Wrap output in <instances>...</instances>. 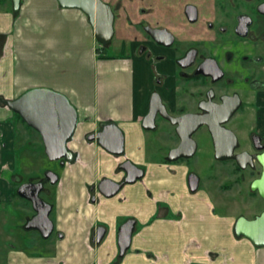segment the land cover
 <instances>
[{
	"label": "crops",
	"instance_id": "obj_1",
	"mask_svg": "<svg viewBox=\"0 0 264 264\" xmlns=\"http://www.w3.org/2000/svg\"><path fill=\"white\" fill-rule=\"evenodd\" d=\"M10 10L6 4L0 6L1 202L17 204L13 195L14 181L7 173H12L15 168L14 140L20 120L2 99L15 98L33 87H49L64 93L75 106L77 124L67 142L73 157L60 163L58 179L51 186L52 198L48 201L52 204L51 211L54 206L56 209L55 217L51 218L57 235L53 243L55 258L49 261L32 258L17 251L15 244H10L6 264H108L117 252L116 221L122 214L135 219L129 246L137 247L139 241L147 240L146 236H155L156 241L161 239L162 245L165 242L159 235L166 238L175 234L180 244L186 246L188 258L183 264H207L208 261L216 264V260L209 259L215 255L208 240L215 237L212 228L216 220L210 210L212 205L206 201V191L189 189L185 166L170 165L164 170L175 171V174L163 176L159 171L163 165L156 167V175H152L145 165L147 129L141 121L151 74L135 46H129L124 54L97 57V38L88 16L81 9L62 7L57 0H21L17 13ZM134 10L129 6L119 9V17L115 20V39L122 48L121 39L137 32L125 20L127 14L134 15ZM258 104L264 111V94ZM110 122L117 124L123 132L121 154H113L96 139L88 138L90 133ZM126 158L141 167L143 175L124 183L113 195H103L97 188L99 180L105 176L118 179L123 174L119 164ZM177 169L180 172L176 174ZM173 175L176 179L169 177ZM129 189L133 198L126 195ZM118 201L122 204L130 202L131 206L127 208L126 203L120 208ZM33 211L25 216L24 222ZM154 212L157 215L153 221L136 230L137 221L149 218ZM169 213L176 218L167 220ZM207 215H210L208 225ZM167 221L179 223L180 233H174L166 225ZM198 221L202 222L199 226L195 224ZM234 221L227 222V235L234 233ZM191 224L195 226L191 227ZM98 230L103 232L99 240L96 239ZM51 233L44 238H49ZM236 241L239 243V238ZM250 241L242 239L252 252H257ZM149 245L145 249L147 253L154 247ZM154 249L156 247L152 251ZM257 254L264 264V248H259ZM166 260L167 257L164 264H171ZM249 263L257 264V259Z\"/></svg>",
	"mask_w": 264,
	"mask_h": 264
},
{
	"label": "flooded vegetation",
	"instance_id": "obj_2",
	"mask_svg": "<svg viewBox=\"0 0 264 264\" xmlns=\"http://www.w3.org/2000/svg\"><path fill=\"white\" fill-rule=\"evenodd\" d=\"M104 1L113 10V25L119 9L131 5L135 9L134 15L127 14L125 20L137 32L121 40L123 46H135L151 74L142 118L156 91L163 108L157 110L152 130L162 122L161 130L169 124L177 137L175 144L167 148L163 161L186 167L188 158L193 156L167 158L169 150L180 142L176 124L171 123L169 116L205 115L211 121H220L235 134L229 154L246 151L250 158L241 159L244 166L232 155L216 158L214 142L205 124L191 133L196 141L195 152L201 144H210L212 160L253 173L248 190L257 194V188L252 189L250 183L261 172L256 156L264 150L262 114L257 121V114L262 111L258 100L264 94V0H126L127 4L125 0ZM112 38H116L115 27ZM230 144L226 138L225 145ZM56 161L60 165V160ZM120 168L123 174L113 178L116 181L124 180L126 175ZM191 171L188 168L186 176ZM38 180L43 184L39 195L47 194L48 184H53L45 177ZM256 214L257 210L251 217Z\"/></svg>",
	"mask_w": 264,
	"mask_h": 264
},
{
	"label": "rangeland",
	"instance_id": "obj_3",
	"mask_svg": "<svg viewBox=\"0 0 264 264\" xmlns=\"http://www.w3.org/2000/svg\"><path fill=\"white\" fill-rule=\"evenodd\" d=\"M4 4H6L9 10L11 9L9 0H6L3 5ZM131 6L129 7L133 9V6ZM96 45L99 47L98 52L101 51L103 54H109L111 56L124 54L128 51V47L124 46L122 48L119 43H116L115 38H112L111 42L108 44H102L99 40H96ZM97 57L101 58L103 56L97 55ZM261 114L262 118H264V111H261L260 114H257V121L261 117ZM163 124L162 122H158L157 129H147L146 131L147 155L145 157V165L149 172L151 171L150 173H153L152 175H156L158 172L156 167L160 164L164 166H162V169L159 168L163 176L168 173H171V175L175 174V171L164 170V168L168 170L169 166L174 165V163L163 161V156L167 148L175 144L177 137L173 131V127L169 124H167V129L161 130L160 126H163ZM248 128H246V130H249ZM14 142L15 168L12 173H7L9 176L11 174L10 180L15 182H12L13 187H16V184L18 185L26 180L35 181L44 177L43 173L46 169L58 171L60 166L56 160H50L46 156L39 133L27 126L22 120L17 121ZM209 150L210 144H201V148H199L192 157L188 158L187 163L189 166L186 165L187 169L190 168L199 175L200 182L198 190L206 191L208 195L206 201H209L212 205L210 210L213 216H215L214 220H216V222L213 223L215 226L212 228L215 232V237L208 240V244L213 247L212 252H214L215 255L214 257L212 256L213 258L211 257L209 259L216 260V264H233L234 261V264H250L249 261L254 259L256 261L257 259V264H261V258H259L257 253L259 248H264V245L257 246L250 241L255 247V251L257 248V252H252L248 244L242 243V239L246 240V236L236 234L235 232L229 235L226 234V225L228 221H234L240 214L251 217L253 211L257 210L258 213L264 207V198L261 197L258 192L257 194H251L248 190V183L253 173H249L247 170L239 171L231 164H222L216 160H212V155L209 153ZM172 168L176 169L175 166ZM177 172H180V170L177 169L176 174ZM173 176L169 177L176 179L175 175ZM144 177L147 178L146 175ZM238 179L240 180L238 181ZM47 184L48 183H46V185ZM130 184L131 183H127V185ZM48 185V193L44 194V192H41V196L47 200L52 198V185ZM132 194L133 193L130 194V189L126 192V195L131 196V198H133ZM13 195L17 202L16 205L14 202L6 203L0 201V264H6L9 249L11 248L10 244H15L17 251H22L29 257L41 258L48 261L50 258L54 259L55 251L53 243L57 238L56 230H53L49 238H44L34 229H25V216L27 214L29 215V213L33 211V208L26 199L18 194L13 193ZM161 201L164 200L161 199ZM251 202L255 203L250 204ZM125 204L127 208L131 206L130 202H124V204H122L118 201L120 208L124 207ZM55 210L54 206L53 210L50 212L51 218L55 217ZM156 215V212H154L149 218L143 221L138 220L136 230H139L145 224L151 223ZM170 218H176V215L169 213L166 219L170 220ZM126 219H128V215L126 214L118 216L116 230H118L120 225L119 222H124ZM195 224L199 226L202 222L198 221ZM195 224H191V227H194ZM208 224H210V215H207L206 219V225ZM166 225L170 226L174 233H180L181 225L179 223L176 222L172 224L170 221H167ZM216 229L218 231L217 235ZM174 236L175 234L164 238L162 235H159L165 242L162 245L160 243L161 239L156 241L155 236L152 238L151 236H146L147 240H142V242L139 241L137 247L132 245L129 246L123 258H120L119 249L117 247L116 255L108 264H164L166 257V261L171 264H183L188 258L185 254L186 246L180 244L179 238ZM236 238H239V243L236 241ZM200 240L201 239H198V241ZM149 244H152V246H154L152 248L156 247V249L152 251V248H150V253H147L145 249L150 247ZM168 257H170V260ZM206 263L210 264L209 261Z\"/></svg>",
	"mask_w": 264,
	"mask_h": 264
},
{
	"label": "water",
	"instance_id": "obj_4",
	"mask_svg": "<svg viewBox=\"0 0 264 264\" xmlns=\"http://www.w3.org/2000/svg\"><path fill=\"white\" fill-rule=\"evenodd\" d=\"M13 10H18L21 0H11ZM62 7L81 9L91 23L95 37L102 44L110 42L114 32V13L109 3L104 0H57ZM6 104L13 111L17 112L27 125L36 130L42 140L43 149L50 160H71L73 152L67 147V142L71 138L77 124V110L69 101L67 96L49 87H33L25 90L15 98L6 99ZM148 112L142 118L141 124L146 129L155 127V114L163 105L159 99V94L155 91L151 95ZM171 123L176 124V131L180 136L178 145L172 147L167 155L169 160L178 157H189L196 150V141L191 133L201 124H205L211 133L215 157L225 158L232 154L235 134L224 127L220 121H211L205 115L185 114L181 116H169ZM89 139H96L98 143L107 151L113 154H121L124 150V136L117 124L110 122L95 133L89 134ZM229 139L232 144L225 145ZM241 166L245 165L241 159H248L246 151L233 154ZM257 161L261 164L259 176L251 180L252 189L257 188V192L264 198V150L257 154ZM125 172L122 181H116L111 177H102L97 188L105 196H111L126 182H133L143 175V169L133 163L130 159H125L121 164ZM44 177L52 184L58 179V174L53 169H46ZM188 187L191 191L198 188L199 175L191 171L187 175ZM42 182L26 180L17 187V193L30 201L35 213L27 219L24 227L37 229L43 237H48L53 231L54 224L50 217L52 204L43 199L39 192ZM135 219L128 218L118 227L117 242L119 256L122 257L131 242V235L134 229ZM103 229V228H101ZM234 232L246 236L257 246L264 245V208L253 217L240 214L236 217L233 225ZM103 232L96 234V239H100Z\"/></svg>",
	"mask_w": 264,
	"mask_h": 264
},
{
	"label": "trees",
	"instance_id": "obj_5",
	"mask_svg": "<svg viewBox=\"0 0 264 264\" xmlns=\"http://www.w3.org/2000/svg\"><path fill=\"white\" fill-rule=\"evenodd\" d=\"M6 0H0V6L2 5V3H4ZM10 1V3H11V9H12V11L14 12V13H17L18 12V10H13V8H12V1L11 0H9ZM97 40V39H96ZM98 41V40H97ZM108 44V43H107ZM96 49H97V53H98V56H105L106 54H103L101 51H99L98 52V49H99V47H96ZM5 100L6 99H2V102L3 103H6L5 102ZM15 114H16V116L20 119V120H22L23 122H25L21 117H20V115L17 113V112H15ZM27 125V124H26ZM27 126H29V125H27ZM30 127V126H29ZM32 128V127H31ZM36 131V130H35ZM42 146H43V143H42ZM44 150V149H43ZM15 183V182H14ZM16 188H17V184H16V187H15V189H14V194H18L17 193V190H16ZM27 200V199H26ZM27 201H29V200H27Z\"/></svg>",
	"mask_w": 264,
	"mask_h": 264
}]
</instances>
